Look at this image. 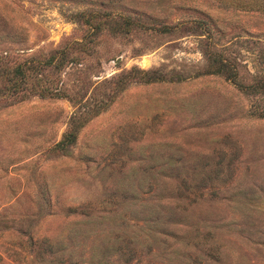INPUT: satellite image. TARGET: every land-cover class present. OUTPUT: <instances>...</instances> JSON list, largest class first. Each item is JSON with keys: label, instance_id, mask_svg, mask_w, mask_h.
<instances>
[{"label": "rangeland", "instance_id": "rangeland-1", "mask_svg": "<svg viewBox=\"0 0 264 264\" xmlns=\"http://www.w3.org/2000/svg\"><path fill=\"white\" fill-rule=\"evenodd\" d=\"M0 264H264V0H0Z\"/></svg>", "mask_w": 264, "mask_h": 264}]
</instances>
